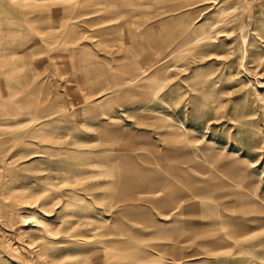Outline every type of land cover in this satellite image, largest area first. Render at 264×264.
<instances>
[{"label": "rangeland", "instance_id": "rangeland-1", "mask_svg": "<svg viewBox=\"0 0 264 264\" xmlns=\"http://www.w3.org/2000/svg\"><path fill=\"white\" fill-rule=\"evenodd\" d=\"M0 264H264V0H0Z\"/></svg>", "mask_w": 264, "mask_h": 264}, {"label": "bare ground", "instance_id": "bare-ground-1", "mask_svg": "<svg viewBox=\"0 0 264 264\" xmlns=\"http://www.w3.org/2000/svg\"><path fill=\"white\" fill-rule=\"evenodd\" d=\"M187 42L188 41L185 40L183 43H187ZM152 60H153V58L151 59V61ZM195 164H196L195 169H197L202 174H204V173L206 174V172L208 173V168H210L212 165L213 166L215 165V161H214V159H209L207 157H204V161L197 162ZM127 165H125V166H127ZM145 170L149 174V175L148 174H145V175L150 176V174H151V176L154 177L155 179H157V180L160 179V176H157L154 173V171H151L149 169H145ZM134 171H135V167H134ZM143 171H144V169H143ZM236 171L237 170L231 169L229 171V174L226 172L222 173L226 177L225 181L222 179H219L214 184H211V178H209V177H204V178L196 177V179L194 178V181L204 182V183L209 182L208 185L206 187L202 188L200 192H203L207 188L213 189V188H216L219 186L228 187V189L225 192L220 191V190L215 191L214 193H212L209 196L211 198L214 197L216 199H222L225 197L232 196L234 198L232 200H234V202L239 201L240 205H242L241 207H244V205H250V206L252 204L254 205L255 203H253V202H254V198L256 197L255 188L248 186V184L244 182L245 179L243 178V176L241 177L240 174L234 175L233 173H235ZM240 171H242V169ZM139 172H140V170H139ZM139 172H137V173H139ZM127 173H129V171ZM139 174H141V173H139ZM134 175H136V174H134ZM143 175H141L140 178H142V179H140V180L137 179V180L133 181L131 179L125 178L127 181L126 182L127 184L126 183L125 184L128 185L130 188L134 189V191H133V193L135 192L134 194H132L130 192L132 194V195H130V197L132 198V201L138 200L139 202H142L141 204L136 205V206H132V207L137 210L136 211L137 214H141V215L145 216L146 222L150 226L152 225L155 228H161L162 227L161 225H157V222H156L157 220L154 217L155 215L153 216L151 211L146 212V211H144V208L142 210V207H148L147 204H149V207L152 206L155 209V211L157 212V215H168L172 211L175 212L176 214L181 215V214H184L186 212V210L190 207L189 206L190 203L187 204L185 202L190 197H187V193L185 191L183 192V189H177L176 188L175 190H170V193L164 194L161 196L162 199L152 197V196L141 198L137 193H151L152 194V193L160 192L162 190V186L159 182H157L156 180H152L153 182H150L147 180L148 178L145 175L144 176ZM189 192H190L189 194L191 196H195L196 193L199 192V190L198 189L192 190L189 188ZM203 195H208V194L206 193ZM127 196H128V194H127ZM127 198H129V197H127ZM232 200L229 202H232ZM246 207H248V206H246ZM196 209H197V211H199L200 214H202L208 218L207 225H209L211 227H215L216 223H218V224L223 223L222 225H224L225 220H222L223 218H221V215H219V212L217 213V215H219L218 218H215L216 214H214V216H213V215H207V214L203 213V212L210 211V210L213 211L214 207H209V206L206 207V205L202 203V204H199V206ZM129 213H130V211H129ZM131 214H134V213L131 212ZM155 222H156V225H155Z\"/></svg>", "mask_w": 264, "mask_h": 264}]
</instances>
